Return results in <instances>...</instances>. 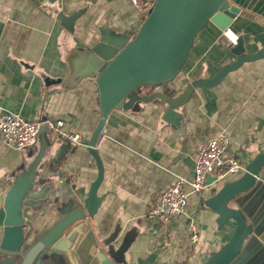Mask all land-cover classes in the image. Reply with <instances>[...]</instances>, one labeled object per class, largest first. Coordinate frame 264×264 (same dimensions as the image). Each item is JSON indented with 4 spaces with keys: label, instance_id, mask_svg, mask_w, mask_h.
<instances>
[{
    "label": "crops",
    "instance_id": "1",
    "mask_svg": "<svg viewBox=\"0 0 264 264\" xmlns=\"http://www.w3.org/2000/svg\"><path fill=\"white\" fill-rule=\"evenodd\" d=\"M228 2L239 9L230 25L238 45L231 47L207 23L178 78L164 87L168 96L183 91V80L212 78L235 60V50L253 54L264 45V0ZM143 20L127 0H0V108L28 120L63 119L68 131L89 144L101 120L92 48L102 38L117 44L132 39ZM177 113L181 129L164 121L156 106L114 110L96 141L103 167L101 202L88 223L93 237L122 264H200L228 241L233 224L218 230V217L205 202L244 172L223 182L208 175L185 215L165 226L149 224L145 215L178 177L191 176L199 144L220 132H226L229 151L244 167L264 152V59L242 65L214 88L195 90ZM49 137L56 142L48 155L49 172L62 173L70 187L86 193L98 173L89 147L70 151L64 141ZM20 157L21 150L0 139V177ZM257 180L256 188L240 197L253 233L232 264H264V167ZM189 218L199 230L193 246L185 234Z\"/></svg>",
    "mask_w": 264,
    "mask_h": 264
},
{
    "label": "water",
    "instance_id": "2",
    "mask_svg": "<svg viewBox=\"0 0 264 264\" xmlns=\"http://www.w3.org/2000/svg\"><path fill=\"white\" fill-rule=\"evenodd\" d=\"M238 14L228 0H155L132 39L117 44L102 38L92 48L101 120L88 145L97 178L86 193H80L62 173H50L48 155L56 142L41 127L35 142L21 150L19 162L0 177V264H122L117 253L93 237L88 223L101 202L97 192L103 167L95 145L104 123L114 110L146 105L159 107L162 119L181 129L177 111L195 90L214 88L242 65L264 59V45L253 54L235 50V60L212 78L183 80L184 89L176 97L164 93L181 73L203 27L211 23L223 31ZM263 167L264 152L205 202L218 217V230L228 223L233 230L228 241L200 264H232L241 255L253 226L240 197L256 188Z\"/></svg>",
    "mask_w": 264,
    "mask_h": 264
},
{
    "label": "built area",
    "instance_id": "3",
    "mask_svg": "<svg viewBox=\"0 0 264 264\" xmlns=\"http://www.w3.org/2000/svg\"><path fill=\"white\" fill-rule=\"evenodd\" d=\"M154 1L127 0L130 6L144 17L151 11ZM220 37L226 39L231 47L238 45L239 37L230 27L221 31ZM41 127H44L49 135L64 141L70 151L80 146L89 147L80 133L70 132L65 128L63 119L28 120L20 114L0 108V139L12 148L22 150L32 145ZM229 146L230 139L225 131L200 143L191 176L178 177L175 183L153 202L145 215L146 221L151 225L165 226L173 218L184 216L189 199L201 194L205 189L208 175H214L216 182H223L228 177L244 172L242 161L229 151ZM185 234L189 245L193 246L198 242L199 230L196 219L187 220ZM168 245V237L164 235L162 246Z\"/></svg>",
    "mask_w": 264,
    "mask_h": 264
},
{
    "label": "rangeland",
    "instance_id": "4",
    "mask_svg": "<svg viewBox=\"0 0 264 264\" xmlns=\"http://www.w3.org/2000/svg\"><path fill=\"white\" fill-rule=\"evenodd\" d=\"M147 16L144 17V19L146 18ZM115 257V256H114Z\"/></svg>",
    "mask_w": 264,
    "mask_h": 264
}]
</instances>
